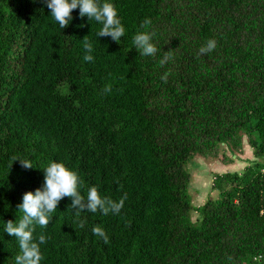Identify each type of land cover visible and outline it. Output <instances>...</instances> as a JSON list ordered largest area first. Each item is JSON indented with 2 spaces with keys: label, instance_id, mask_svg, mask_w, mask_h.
I'll use <instances>...</instances> for the list:
<instances>
[{
  "label": "trees",
  "instance_id": "1",
  "mask_svg": "<svg viewBox=\"0 0 264 264\" xmlns=\"http://www.w3.org/2000/svg\"><path fill=\"white\" fill-rule=\"evenodd\" d=\"M110 2L125 28L117 42L78 8L61 29L44 0H0V264L20 253L5 223L22 217L17 205L51 161L79 174L85 198L97 186L127 199L119 214L77 216L63 198L35 225L34 239L49 237L41 264H264V0ZM145 18L153 56L133 44ZM243 137L251 162L215 174L217 197L194 204L187 165L237 154Z\"/></svg>",
  "mask_w": 264,
  "mask_h": 264
},
{
  "label": "clouds",
  "instance_id": "2",
  "mask_svg": "<svg viewBox=\"0 0 264 264\" xmlns=\"http://www.w3.org/2000/svg\"><path fill=\"white\" fill-rule=\"evenodd\" d=\"M50 14L58 23L61 29L69 26L73 19L72 12L79 9L80 17L93 19L102 25L97 33L98 37H111L112 41L117 42L125 34V28L118 17V12L110 0H44ZM152 21L145 18L138 31L133 37V44L142 56H153L158 49L153 42L155 33L149 31ZM83 47L86 54L83 59L86 62H92L94 56L93 44L86 38H83ZM216 47V41L209 40L205 46L199 49L200 54H206ZM163 58L160 61L163 66L172 58L171 50L163 52ZM165 73L161 79L167 82ZM111 91V85L105 86L104 93ZM19 161L24 168H32L30 160H21L13 158V161ZM11 167V166H10ZM43 184L34 191H27L22 196V202L17 205L23 215L15 222L9 220L5 223V232L18 241L20 253L15 256V264H41L44 259L40 245L45 244L49 237L40 234L34 239L33 233L35 225L44 228L52 220V214L57 210L59 202L68 197L71 199L69 207L79 216L83 212L95 213L98 210L107 215L109 212L119 214L124 207L127 194L125 193L118 201L108 196H102L97 186H91L87 191V197L80 192L82 180L79 174L68 168L63 162L51 161L43 170ZM84 226V221L80 222V227ZM94 235L103 239L105 244L109 243V237L100 226L92 228Z\"/></svg>",
  "mask_w": 264,
  "mask_h": 264
},
{
  "label": "rangeland",
  "instance_id": "3",
  "mask_svg": "<svg viewBox=\"0 0 264 264\" xmlns=\"http://www.w3.org/2000/svg\"><path fill=\"white\" fill-rule=\"evenodd\" d=\"M225 148H223L224 150ZM253 159V154L247 144L246 137H243V147L240 152L232 155L230 151L222 149L217 156L214 157H194L191 164L187 165L191 171L192 179L189 187V193L192 196L193 203L199 204L208 196L215 198L218 195L217 190H210L212 179L215 174L223 172L240 171L246 164ZM196 214H192L195 220Z\"/></svg>",
  "mask_w": 264,
  "mask_h": 264
}]
</instances>
